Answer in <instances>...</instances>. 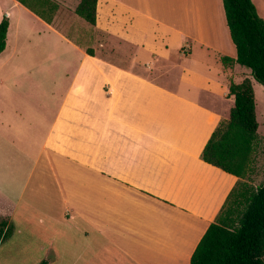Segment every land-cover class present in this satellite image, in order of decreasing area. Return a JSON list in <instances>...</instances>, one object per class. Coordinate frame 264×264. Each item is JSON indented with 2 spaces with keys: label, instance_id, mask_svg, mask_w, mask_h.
<instances>
[{
  "label": "crops",
  "instance_id": "1",
  "mask_svg": "<svg viewBox=\"0 0 264 264\" xmlns=\"http://www.w3.org/2000/svg\"><path fill=\"white\" fill-rule=\"evenodd\" d=\"M53 1L47 23L0 0V147L34 148L8 156V176L0 157V214H37L38 240L24 248L38 264H63L77 239L70 264H189L238 181L202 149L229 117L230 81L252 82L248 68L219 61L236 56L222 0H97L95 25L74 11L83 41L58 23L80 0ZM252 2L264 19V0ZM40 160L37 181L52 176L51 191H26Z\"/></svg>",
  "mask_w": 264,
  "mask_h": 264
},
{
  "label": "trees",
  "instance_id": "2",
  "mask_svg": "<svg viewBox=\"0 0 264 264\" xmlns=\"http://www.w3.org/2000/svg\"><path fill=\"white\" fill-rule=\"evenodd\" d=\"M47 23L59 5L53 0H17ZM97 0H80L75 13L90 25L96 22ZM226 25L235 46V59L220 56L226 69L237 63L264 88V19L252 0H222ZM8 18L0 21V52L5 47ZM90 55L93 51L87 49ZM228 96L234 103L229 117L219 122L205 143L201 159L238 178L216 219L197 243L189 264H264V180L254 186L247 171L257 139L258 121L251 79L230 81ZM264 136V135H263ZM0 221V240L10 233Z\"/></svg>",
  "mask_w": 264,
  "mask_h": 264
},
{
  "label": "rangeland",
  "instance_id": "3",
  "mask_svg": "<svg viewBox=\"0 0 264 264\" xmlns=\"http://www.w3.org/2000/svg\"><path fill=\"white\" fill-rule=\"evenodd\" d=\"M75 9V5H74ZM74 9H70L67 7L62 8V16L66 17L64 20L58 21V23L61 24L62 28L67 31V34H71L75 38H80L82 41L83 39L77 35L74 34V32L71 31V27H81L85 29V26L81 25V22L77 20ZM3 16L7 15L4 13ZM3 18V17H2ZM8 18V17H7ZM64 31V32H65ZM102 40L108 41L109 39L104 36L101 37ZM252 84L255 91V109H256V117L258 121V127L256 130L257 139L255 143V148L252 153V160L249 164V169L247 171V180L250 184L257 186L261 184L264 180V88L263 85L257 82L255 79L252 78ZM17 99L15 96H13V101H16ZM24 150H27L28 152H34V148L32 147H22L20 144L18 145H12V146H4L0 147V157H5L6 161L5 164V173L6 176H8V156L10 157H17V156H24ZM46 165V162L44 160H40L38 163L36 170L34 171V174L30 178V182L27 186L26 191H41L44 190V188L48 191H51L50 189V183L52 182V176H42L38 181L37 177L39 175V170L43 165ZM0 166H3L0 164ZM13 166L19 167L20 170L19 174L21 177L25 175V168H26V161H21L20 163L16 164L14 163ZM11 173V172H10ZM9 173V174H10ZM12 175V174H11ZM10 175V176H11ZM4 176V177H6ZM8 182H11L14 186L19 185L21 183L20 179H12L8 177ZM43 185V188H41ZM7 210L6 207H0V210ZM5 212V211H2ZM4 214V213H3ZM0 214V221L6 220L8 221L10 218L15 222L14 227L11 229L10 233L7 234L2 240H0V264H38L39 257L35 253H28L26 252L24 245L26 243V237L32 241L33 239L38 240L36 234L31 232L32 230L34 232H37L41 226L37 223L36 213L25 209L24 207H18L14 209H8V215ZM21 216H27L28 223H18L19 217ZM32 236V237H29ZM76 243L71 245L69 249L65 251L64 256L65 259L62 261L63 264H70V262H73L76 255H79L82 248V243L84 242L83 239H77L75 240ZM34 241H32L33 243ZM83 258V256H81Z\"/></svg>",
  "mask_w": 264,
  "mask_h": 264
}]
</instances>
